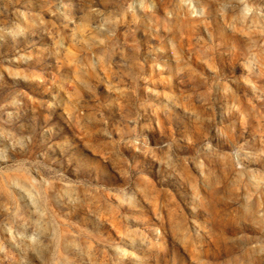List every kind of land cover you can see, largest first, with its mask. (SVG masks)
<instances>
[{"label":"rangeland","instance_id":"rangeland-1","mask_svg":"<svg viewBox=\"0 0 264 264\" xmlns=\"http://www.w3.org/2000/svg\"><path fill=\"white\" fill-rule=\"evenodd\" d=\"M0 264H264V0H0Z\"/></svg>","mask_w":264,"mask_h":264}]
</instances>
